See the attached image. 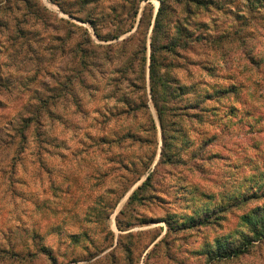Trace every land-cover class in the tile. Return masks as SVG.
I'll list each match as a JSON object with an SVG mask.
<instances>
[{
  "label": "rangeland",
  "instance_id": "374dc122",
  "mask_svg": "<svg viewBox=\"0 0 264 264\" xmlns=\"http://www.w3.org/2000/svg\"><path fill=\"white\" fill-rule=\"evenodd\" d=\"M256 216L264 0H0V264H264Z\"/></svg>",
  "mask_w": 264,
  "mask_h": 264
},
{
  "label": "trees",
  "instance_id": "16d2710c",
  "mask_svg": "<svg viewBox=\"0 0 264 264\" xmlns=\"http://www.w3.org/2000/svg\"><path fill=\"white\" fill-rule=\"evenodd\" d=\"M160 115L159 117H162L161 111L159 112ZM256 220L253 219H249L248 221L250 222V230L254 233L260 234V235H264V217H260V216H256Z\"/></svg>",
  "mask_w": 264,
  "mask_h": 264
}]
</instances>
